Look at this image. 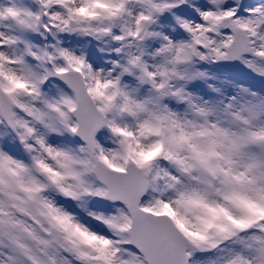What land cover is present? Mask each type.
<instances>
[{
	"label": "snow or ice",
	"instance_id": "6c2138e0",
	"mask_svg": "<svg viewBox=\"0 0 264 264\" xmlns=\"http://www.w3.org/2000/svg\"><path fill=\"white\" fill-rule=\"evenodd\" d=\"M0 264H264V0H0Z\"/></svg>",
	"mask_w": 264,
	"mask_h": 264
}]
</instances>
